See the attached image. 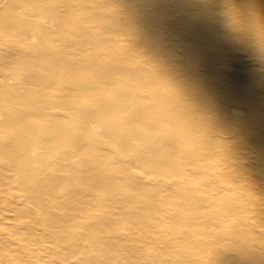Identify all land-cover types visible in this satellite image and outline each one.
I'll use <instances>...</instances> for the list:
<instances>
[{
    "label": "rangeland",
    "instance_id": "1",
    "mask_svg": "<svg viewBox=\"0 0 264 264\" xmlns=\"http://www.w3.org/2000/svg\"><path fill=\"white\" fill-rule=\"evenodd\" d=\"M11 3L13 5L10 7ZM7 12L27 19L31 28L15 35L0 24V73L6 65L9 71L22 65L28 84V71H41L40 78L35 77L31 84L42 87L38 90L46 93L49 99L66 98L83 84L90 83L96 88L105 68L122 64L138 70L140 74L145 69L172 73L170 79L156 86L187 83L188 78L196 75L202 86V94L209 83L217 93L210 95L215 97V101L226 103L224 108L228 111L234 108L240 110L238 120L232 121L219 113L210 122L215 127L212 131L201 129L204 140L210 137L216 140L213 156L206 153L196 162L195 159L187 161L189 168L194 169L199 165V174L189 177L192 184L181 183L187 186L182 197L214 198L215 204L196 209L194 205H187L185 198L174 203L164 198L161 215L148 211L150 220L145 230L149 231L150 237L143 231L133 230L137 257L130 263L121 260L114 262L113 255L118 254L116 251L105 252L107 250L102 248L101 252H90L100 261L108 256L111 264H264V0H0V13ZM205 14L213 21V26L205 33L208 39L206 43L202 34H189L190 27L199 26ZM145 39L148 46L143 51L141 46ZM15 44H18L16 47L24 53L26 60L17 62L14 57L15 62L8 64L2 57L10 53ZM86 47H91L94 52L86 56ZM51 57L70 58L69 68L73 70L83 66L90 69L81 74L67 71L59 87L46 89L45 83L56 78L50 68ZM28 59L32 65L27 67ZM59 65L68 63H57L55 68ZM97 65H100V70H96ZM7 70L0 75V84L5 81L13 87L16 80L8 79ZM126 80L121 78L115 81L106 87L105 93L133 92L131 89L136 84ZM180 91H187V88L177 86L174 89L137 92L144 95ZM235 96H238L237 100ZM3 97L4 93L0 92V98ZM22 97L31 98L27 87L22 90ZM188 99L194 100L195 96ZM161 100L171 101L163 97L157 101ZM248 100L250 106L246 104ZM3 102L7 103L5 100ZM88 104L95 105L94 102ZM77 105L69 104L66 108ZM256 106L259 108L255 110ZM26 107L34 109L30 105ZM8 131V128L0 127V144L5 143ZM38 140L42 139L36 136L33 140L35 147L48 150L53 147L48 142ZM249 143L253 145L251 152H239L243 145ZM196 146L200 148L198 136ZM4 154L15 155L13 150H5ZM246 158L254 165L252 175L246 177L251 178L258 172L261 175V181L252 192L253 196H250L252 200H257V205L251 207L249 213L238 211L236 214L230 211L235 190L227 182H241L239 171H242V162ZM3 161L4 158H0V262L5 264L6 259H11L21 260L23 264L26 255L38 253L34 264H44L49 261L47 236L59 230L56 215L60 210H56L58 207L54 204L51 206L49 196L52 198L53 194L37 187V182L30 176L24 175L19 182L12 178V184L8 182L10 185H3ZM137 169L151 176L144 181L152 182L155 173L153 166ZM164 172L166 174L165 170L160 171L161 180H158L161 188L173 183ZM213 177L210 184L209 179ZM187 180L188 177L185 178ZM94 195L96 197V192ZM47 199L50 215L41 217L37 208L44 210L47 207L39 200ZM6 201L15 208L16 216L21 219L2 220L6 215H11L7 209L4 210ZM95 205L89 203L87 214L95 213ZM224 212L227 214L219 218ZM228 214L232 215L227 217ZM64 239L62 246L68 249L71 239L67 236ZM153 254L156 255L154 258ZM70 260L71 264H92L83 259H79V263L75 261L76 258Z\"/></svg>",
    "mask_w": 264,
    "mask_h": 264
},
{
    "label": "bare ground",
    "instance_id": "2",
    "mask_svg": "<svg viewBox=\"0 0 264 264\" xmlns=\"http://www.w3.org/2000/svg\"><path fill=\"white\" fill-rule=\"evenodd\" d=\"M12 5L11 3L10 7ZM204 17L201 18L199 26L190 27L189 34H202L203 42L206 43L208 39L205 33L210 26H213V21L208 14ZM0 24L15 35L23 30L29 31L31 28L27 19H21L11 12L0 13ZM17 45H13L10 53L2 57L8 64L15 62L14 57L17 62L26 60ZM146 46H148L147 40L143 42L141 49L144 51ZM93 52L91 47L84 49L86 56ZM51 59L50 68L56 78L55 81L45 83L46 89L50 86L59 87L65 80L67 71L81 74L82 71L90 69L88 66L74 70L69 68L70 58L51 57ZM57 63H68V65H59L56 69ZM30 64L32 65V62L28 59L27 67ZM2 68L1 76L8 66ZM95 68L100 70V65ZM105 69L103 73L101 72L96 88L90 83L83 84L82 87L71 91L66 98L49 99L46 93L38 90L42 87L37 86L36 83L31 84V80L40 78L41 71L33 73L29 70L30 79L26 84L23 75L25 67L22 65L11 71L7 70L8 79L16 80L13 87L8 86L5 81L0 84V92L4 93V97L0 98L2 111L0 127L9 130L5 143L0 144V158H4L1 165L3 172L1 179L4 180L2 183L10 185L12 178L19 182L24 175L30 176L37 182V187L53 194L52 198L49 196L51 206L54 204L58 207L56 210H60L58 213L60 215H56L59 230L47 236L49 261L44 264H71L70 259L73 258H76L75 261L78 263L79 259H83L92 264H111L107 255L100 261L98 256L90 252H101L102 248L107 250H104L105 252H118L112 254L114 262L121 260L120 262L130 263L137 253L134 252L133 230L143 231L148 236L149 231L145 230L150 220H148L150 215L148 211L160 214L164 198L169 199L170 203L183 201L185 198L187 205H194L196 209L216 203L214 198L182 197L187 186L181 183L190 185L193 181L189 180V177L199 174V165L192 169L187 166V161L195 159L196 162L206 153L213 156L216 140L212 137L204 140V131L201 129L212 131L215 127H212L210 122L219 113L226 115L232 121L238 120L240 110L234 108L228 111L224 108L226 103L215 101L213 96L216 92L211 89L209 83L202 94V86L196 75L188 78L189 82L182 83L183 85L177 83L156 86L155 84L170 79L172 73L165 70L145 69L144 73L140 74L138 70L122 64H115ZM121 78L136 84L131 89L133 92L114 95L105 93L107 86ZM177 86L185 87L187 91L144 95L137 92L157 88L158 90L174 89ZM24 87L28 88L31 98H21ZM100 92L104 95H98ZM194 96V100L188 99ZM162 97L171 101H157ZM234 98L237 100L238 96ZM4 100L7 103L3 102ZM89 102H94L95 105H89ZM74 103L78 105L66 108ZM246 104L250 106L251 102L248 100ZM28 105L34 109H28L26 107ZM236 106L238 107L239 103ZM258 108L259 106H256L254 109ZM36 136L42 139L38 141L48 142L53 147L49 150L35 147L33 140ZM197 136L199 149L196 146ZM252 149L253 145L249 143L243 145L239 152ZM5 150H13L15 155L4 154ZM250 161L246 158L242 162L243 169L239 171L242 175L241 182L236 180L227 182V185L231 184L235 190V199L230 202V211L236 214L238 211L249 213V209L257 205V200H252L250 196H253L252 192L261 181V175L258 172L251 178L246 177L251 176L254 170V165ZM135 163L138 167L155 168L151 183L144 181L151 176H146L143 170L137 169ZM164 170L166 178L173 183L161 188L158 180H161L160 171ZM214 178L209 179L210 184L213 183ZM151 185L158 187L152 188ZM198 190L199 187L197 192ZM88 199L91 203H96L93 215L87 214L90 209ZM39 201H42L48 209L46 204L48 199ZM6 202L4 210L7 209L11 215H6L2 220L21 219L16 216L15 208L9 206L10 202ZM217 204L221 206L220 203ZM47 209L37 208L41 217L50 215ZM226 214L222 213L219 218ZM231 215L228 214L227 217ZM66 236L71 239L68 249L62 246ZM84 248L91 250L85 251ZM176 254L180 256V253ZM38 255V253L26 255L23 264H34ZM158 256L161 257V254L159 253ZM22 262L11 259L4 261L5 264H22Z\"/></svg>",
    "mask_w": 264,
    "mask_h": 264
}]
</instances>
